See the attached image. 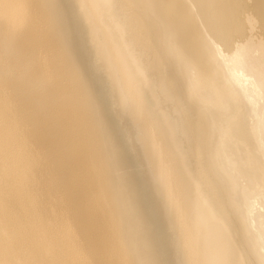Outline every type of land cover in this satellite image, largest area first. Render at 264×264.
I'll return each mask as SVG.
<instances>
[{
	"label": "bare ground",
	"instance_id": "6f19581e",
	"mask_svg": "<svg viewBox=\"0 0 264 264\" xmlns=\"http://www.w3.org/2000/svg\"><path fill=\"white\" fill-rule=\"evenodd\" d=\"M0 264H264V0H0Z\"/></svg>",
	"mask_w": 264,
	"mask_h": 264
}]
</instances>
